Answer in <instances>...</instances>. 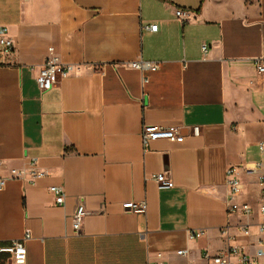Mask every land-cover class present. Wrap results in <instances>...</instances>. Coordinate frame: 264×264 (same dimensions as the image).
<instances>
[{
	"label": "crops",
	"instance_id": "obj_1",
	"mask_svg": "<svg viewBox=\"0 0 264 264\" xmlns=\"http://www.w3.org/2000/svg\"><path fill=\"white\" fill-rule=\"evenodd\" d=\"M0 26L15 43L0 58V245L29 232L27 264H208L203 252H223L228 236L253 251L257 227L250 237L236 227L226 174L238 170L242 200L257 208L242 169L263 159L264 0H0ZM50 48L75 68L42 92ZM140 59L159 63L146 84L125 65ZM145 125L183 138L144 151ZM32 162L45 172L34 182ZM164 171L170 188L151 178ZM142 201L144 212L126 205ZM80 204L88 213L76 233ZM193 229L204 234L191 238Z\"/></svg>",
	"mask_w": 264,
	"mask_h": 264
},
{
	"label": "built area",
	"instance_id": "obj_2",
	"mask_svg": "<svg viewBox=\"0 0 264 264\" xmlns=\"http://www.w3.org/2000/svg\"><path fill=\"white\" fill-rule=\"evenodd\" d=\"M187 13V11L182 9H177L175 12L177 18L182 21H188ZM146 28L153 31L155 25L150 24ZM202 49L205 51L207 44H203ZM14 51L15 43L9 35L8 29L5 26H0V58H8ZM125 65L141 71L143 84L149 81L147 72H153L159 68L158 62L143 59L128 62ZM255 66L259 73L264 72V61L255 62ZM74 68L75 66L73 64L61 63L58 57L54 55L53 48H50V54L44 64L39 68L36 77L40 90L45 92L52 89L60 77L68 75ZM31 69L34 70L35 67L32 66ZM141 137L144 151H147L151 142L155 140L167 139L174 141L183 138L180 130L158 125H145L142 129ZM258 148L263 159L248 162L242 169L244 174L254 180L256 184L258 190L257 208L251 202L242 200L245 185L238 177V170L235 167H230L226 174L230 189L227 204L229 212L236 214L239 219L236 227L248 237L252 235V227H257L256 236L258 239L256 242L251 243L253 251L246 253L241 246L232 244V238L228 236L227 247L223 252L217 254H212L209 250L203 252V258L208 264H264V137L258 142ZM2 165L3 161L0 160V166ZM30 174L32 176L29 180L30 182H34V179L45 176V172L36 166V162L31 163ZM10 177L22 179L24 177V171L18 168H12ZM151 178L158 184L159 188H170L173 186V181L166 171L153 174ZM7 181L8 178L0 176V190L6 187ZM49 191L54 195L56 204L61 206L66 204V191L63 186L53 185L49 188ZM126 205L135 212H144L147 207L146 201L129 202ZM87 213L88 211L83 204L78 205L72 216V225L76 233H79L82 229ZM255 216L260 217L258 221L254 220ZM189 234L191 238H198L204 234V230L193 229L190 230ZM30 238L31 234L26 232L23 237L12 240L9 245H0V252L9 253V264H27V241ZM177 253L182 254L184 250H178ZM157 256L161 257L162 254L158 253ZM153 264L161 263L155 262Z\"/></svg>",
	"mask_w": 264,
	"mask_h": 264
}]
</instances>
